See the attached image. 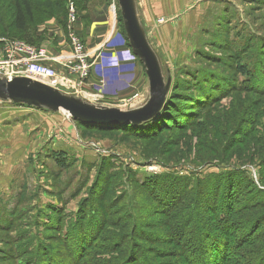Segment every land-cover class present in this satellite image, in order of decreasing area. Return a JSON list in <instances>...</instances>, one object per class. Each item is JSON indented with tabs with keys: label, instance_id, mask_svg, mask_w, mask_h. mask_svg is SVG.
<instances>
[{
	"label": "rangeland",
	"instance_id": "1",
	"mask_svg": "<svg viewBox=\"0 0 264 264\" xmlns=\"http://www.w3.org/2000/svg\"><path fill=\"white\" fill-rule=\"evenodd\" d=\"M14 2L0 0V39L61 58L71 30L91 62L110 67L109 79L97 74L100 92L92 67L83 92L66 94L120 110L145 103L148 78L117 0H39L22 31L10 29ZM140 14L172 77L151 129L84 125L0 101V264H75L69 241L86 229L87 263L95 254L116 264L123 252L127 264H207L190 260L193 249L214 259L224 239L233 259L256 253L246 231L254 219L264 230V93L253 92L264 89V0H140ZM227 219L221 236L199 238Z\"/></svg>",
	"mask_w": 264,
	"mask_h": 264
},
{
	"label": "water",
	"instance_id": "2",
	"mask_svg": "<svg viewBox=\"0 0 264 264\" xmlns=\"http://www.w3.org/2000/svg\"><path fill=\"white\" fill-rule=\"evenodd\" d=\"M129 48L143 64L149 95L145 103L130 109L91 104L30 78L8 80L0 76V101L52 113L64 111L73 121L84 125H143L156 118L166 106L172 77L164 76L159 57L152 47L140 19L136 0H117Z\"/></svg>",
	"mask_w": 264,
	"mask_h": 264
},
{
	"label": "built area",
	"instance_id": "3",
	"mask_svg": "<svg viewBox=\"0 0 264 264\" xmlns=\"http://www.w3.org/2000/svg\"><path fill=\"white\" fill-rule=\"evenodd\" d=\"M69 20L74 21L71 9ZM69 34L70 54L62 61L64 74L50 64L53 60L49 50L22 40L0 39V76L8 80L30 78L63 92L80 95L93 67L86 45L74 34ZM92 97V94H89ZM87 98V94L84 95ZM68 118L69 115L65 113Z\"/></svg>",
	"mask_w": 264,
	"mask_h": 264
},
{
	"label": "trees",
	"instance_id": "4",
	"mask_svg": "<svg viewBox=\"0 0 264 264\" xmlns=\"http://www.w3.org/2000/svg\"><path fill=\"white\" fill-rule=\"evenodd\" d=\"M37 1H39V0H15L14 6H13L14 15H13L12 19L9 20L11 22V23L9 22L10 29H13L16 31H22V30L26 29L29 21L32 20V16L34 14L33 9H35L34 5ZM44 1L50 2L52 0H44ZM58 3L59 2L54 3L53 6L55 4H58ZM61 6H62V4H61ZM51 12L52 11L47 10V12L45 11L44 14L49 15ZM3 19H4V17H2V13L0 12V20H3ZM28 19H29V21H28ZM7 39H9V38H7ZM238 72L242 75L248 74V70L246 69L245 66H242V65L238 66ZM238 92H240V91H238ZM253 92L261 94V93H264V89L261 91L257 90V91H253ZM166 105H167V103H166ZM165 108H166V106L164 107V109ZM164 109L153 120H151V121H149L143 125H140V126L131 125L132 128L135 130H142V131H144L146 129H151L152 125L155 124L161 118V116L164 112ZM124 126H126V125H120L119 127H124ZM107 127H108V129L116 128L115 126H107ZM59 158H63V154L58 155V158H56V160L58 161V164L61 167H65L66 164H65L64 160L59 159ZM220 211L223 212L222 208L220 209ZM257 220L258 219H254L253 221H251V223L249 224L247 231H246L247 236H248V240L251 238L250 241H248L249 242L248 245L251 246L253 248L252 250H255L256 253L250 252V256H249V254H247L246 257L245 256L243 257V255H240V257H241L240 260L233 259L232 257L228 256L226 253V251L229 248L230 243L224 239V240H222V242L219 243L224 248V251L222 253V247L218 246L221 249L217 250L218 253L214 259H212L211 255H207L204 252L201 253L202 250L199 249L200 251L198 252V250L196 248H194L193 249L194 252L191 253L190 260L195 259V258H196V260H200V262H203L204 260H206L207 264H213V262L215 263V260L217 261L216 264H264V230H261L260 227H258V223H256ZM99 221L100 220L98 217L97 222H99ZM97 222H96V225H97ZM218 224H215L213 222L210 223L208 225L209 229L203 230L201 232L199 238L201 240L203 239L202 237H205L208 239L209 235L207 233H210L211 231H215V233H218L219 235L222 234V232H223L222 230H224V228H226V225L229 224L228 219L225 221V223L219 224V225ZM88 226H90V225H88ZM92 233H93V230H91V232H90V231H88V229H86V231L83 233L79 232L74 241H69L70 244L72 243L71 244L72 248H73L72 250L74 251V252L72 251L73 255L75 256V257H73L74 258L73 260H75V258H76V261H77L75 264H105L106 263L105 261H107V260H103L102 257L100 258L95 254H93V256L90 257V259L88 258L89 259L88 263L84 262L83 255L85 256L87 254L86 252L89 251V248L87 247L88 246L87 242L89 243V241L91 240ZM256 234L258 235L257 237H256ZM120 254L121 255H118L117 258L115 259L116 264H127V262L124 261V258H125L124 253L120 252ZM90 255H92V254H90ZM179 257H182V255L179 254ZM185 260L187 261L188 259H185ZM212 260H214V261H212ZM113 262L114 261L112 260V264H113ZM195 263H196V261H195ZM195 263H193V264H195ZM41 264H49V263H47L46 260H43V261H41ZM107 264H109V263H107ZM137 264H153V263H147V261H146V263L145 262H139Z\"/></svg>",
	"mask_w": 264,
	"mask_h": 264
},
{
	"label": "crops",
	"instance_id": "5",
	"mask_svg": "<svg viewBox=\"0 0 264 264\" xmlns=\"http://www.w3.org/2000/svg\"><path fill=\"white\" fill-rule=\"evenodd\" d=\"M136 2H137V5H138V10H139V15H140V19H141V21L143 22V20H142V16H141V14H140V0H136ZM143 24V23H142ZM144 25V24H143ZM145 27V26H144ZM43 47H45V48H47L48 50H49V48L47 47V46H43ZM96 50H98V49H94V50H92V51H95L96 52ZM49 53L51 54V58L53 59L51 62H50V64L51 65H53L54 67H56V69H57V71L59 72V69H60V67L62 66V61L64 60V58L66 57V55H67V53L68 52H66V53H61V54H64L63 56H61V58L60 57H58L57 55L55 56L50 50H49ZM135 58V57H134ZM93 63H95L94 64V66H93V71H92V73H96V78L98 77V79H99V81L100 82H98V83H96V82H94L95 83V88L100 92V90H102L101 88L104 86V82H103V80L100 78L101 76H97V74H99V75H101L100 74V70L101 71H103V75L104 76H106L108 79L110 78V75L112 76L113 75V73L111 74V73H109V68H107L106 70H104L103 69V67H104V65L105 66H108V65H106L104 62H101V63H99V62H97L96 60L93 62ZM135 65H136V63L134 62L133 63V65H132V67L134 66L135 67ZM104 71L106 72V73H104ZM135 94H138V93H135Z\"/></svg>",
	"mask_w": 264,
	"mask_h": 264
},
{
	"label": "bare ground",
	"instance_id": "6",
	"mask_svg": "<svg viewBox=\"0 0 264 264\" xmlns=\"http://www.w3.org/2000/svg\"><path fill=\"white\" fill-rule=\"evenodd\" d=\"M63 113H65L64 111H62Z\"/></svg>",
	"mask_w": 264,
	"mask_h": 264
}]
</instances>
